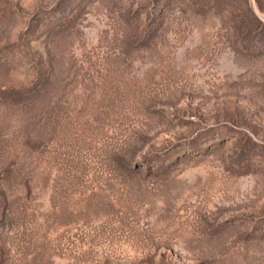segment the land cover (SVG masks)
I'll return each instance as SVG.
<instances>
[{
    "label": "rangeland",
    "instance_id": "obj_1",
    "mask_svg": "<svg viewBox=\"0 0 264 264\" xmlns=\"http://www.w3.org/2000/svg\"><path fill=\"white\" fill-rule=\"evenodd\" d=\"M0 264H264V0H0Z\"/></svg>",
    "mask_w": 264,
    "mask_h": 264
}]
</instances>
